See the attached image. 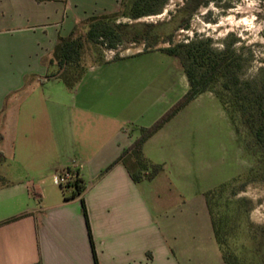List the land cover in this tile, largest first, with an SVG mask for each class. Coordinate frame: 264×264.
<instances>
[{"label":"crops","instance_id":"0c3cea01","mask_svg":"<svg viewBox=\"0 0 264 264\" xmlns=\"http://www.w3.org/2000/svg\"><path fill=\"white\" fill-rule=\"evenodd\" d=\"M121 2L0 0V264H97L82 200L98 264H226L208 189L196 183L219 172L203 156L195 160L192 135L172 128L176 116L144 146L163 173L135 183L122 162L107 171L162 115L161 85H140L147 71L159 76L139 62L145 52L89 65L74 90L48 77L43 59L59 38ZM177 74L187 92L184 71ZM68 168L86 184L70 200L55 183Z\"/></svg>","mask_w":264,"mask_h":264},{"label":"rangeland","instance_id":"374dc122","mask_svg":"<svg viewBox=\"0 0 264 264\" xmlns=\"http://www.w3.org/2000/svg\"><path fill=\"white\" fill-rule=\"evenodd\" d=\"M187 3L188 0H167L153 6L156 14L137 21L128 18L120 21L173 24L172 41L160 43L156 48H150L151 51L190 43L214 53L228 51L234 55L236 62L232 74L215 81L207 92L179 112L172 128L192 135L195 160L203 156L210 168L219 172L211 181H201L200 175L196 177V183L208 191L220 185V190L211 197V203L227 248L242 264H264V151L257 146L242 113L230 99L231 90L224 88V83L228 82L235 90L236 77L241 87L256 89L264 85V0H209L190 15L186 28L180 23ZM146 49L143 41L132 43L126 39L115 50L99 43L86 49L84 62L89 66L97 58L106 60L145 50L139 62L144 63L147 70H156V76H159L154 79L155 73L151 75L147 71L139 77L140 85H149L154 80L161 85L162 99L155 112L163 115L186 94L177 74V67L182 70L183 67L177 57L159 51L150 53ZM137 66L139 63L133 68ZM139 110L140 114H146L145 120H149L152 111L143 106ZM16 175L21 178L25 173Z\"/></svg>","mask_w":264,"mask_h":264},{"label":"trees","instance_id":"16d2710c","mask_svg":"<svg viewBox=\"0 0 264 264\" xmlns=\"http://www.w3.org/2000/svg\"><path fill=\"white\" fill-rule=\"evenodd\" d=\"M166 1L122 0L120 8L116 12L87 18L81 24L77 25L70 35L60 37L51 56L43 59V63L50 70L48 77L57 76L67 89L74 90L86 73L88 66L84 62L85 53L90 45L95 46L99 43H104L108 49L115 50L120 43L127 39L132 43L143 41L145 42L146 50H150V48H156L160 43H169L172 41L175 29L171 23L146 24L120 21L122 18L137 21L145 16L156 14L153 6L155 4H164ZM208 1L188 0L187 6L182 11L185 14L181 20V26L187 28L190 23V15L203 3H208ZM158 51L179 58L188 79L189 88L186 94L152 125L141 127L139 129V135L133 144L107 169L108 171L115 164L122 162L135 183H140L144 180L152 181L165 171L164 164L155 163L145 155V143L191 102L207 92L215 81L221 77L228 78L232 74L233 66L236 62L234 55L228 51L214 53L201 45H192L190 43H180L176 46L163 47L159 48ZM142 52L146 51L144 50ZM116 58L118 59L119 55ZM104 61L97 58L94 63H102ZM234 84L236 87L235 90L230 88L228 82L224 83V88L231 90L230 99L236 104L237 110L242 113L243 121L253 134L257 146L264 151V85L256 89L243 85L241 87L240 80L237 77L234 78ZM2 138L0 135V141ZM4 161L5 155L0 151V165ZM66 171H69L72 177L62 188L65 192H71L65 198L66 200H70L81 196L86 189V184L71 168H68ZM5 184V179L0 175V185ZM219 190L220 187L206 193L215 236L225 263L242 264L239 257L227 248L226 242L222 239L221 231L217 226L211 197ZM82 208L89 227L95 260L98 264L96 248L92 240L89 217L84 200H82Z\"/></svg>","mask_w":264,"mask_h":264},{"label":"built area","instance_id":"2783aa9c","mask_svg":"<svg viewBox=\"0 0 264 264\" xmlns=\"http://www.w3.org/2000/svg\"><path fill=\"white\" fill-rule=\"evenodd\" d=\"M71 177V173L69 171H65L64 173H61L60 176L55 177V183L57 185L64 186L68 183Z\"/></svg>","mask_w":264,"mask_h":264},{"label":"flooded vegetation","instance_id":"af4514ba","mask_svg":"<svg viewBox=\"0 0 264 264\" xmlns=\"http://www.w3.org/2000/svg\"><path fill=\"white\" fill-rule=\"evenodd\" d=\"M203 4H205V3H203Z\"/></svg>","mask_w":264,"mask_h":264}]
</instances>
